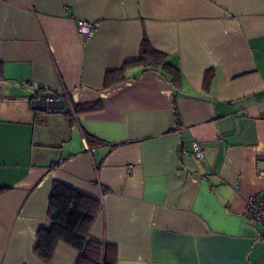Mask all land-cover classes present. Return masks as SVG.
Instances as JSON below:
<instances>
[{
  "label": "crops",
  "instance_id": "1",
  "mask_svg": "<svg viewBox=\"0 0 264 264\" xmlns=\"http://www.w3.org/2000/svg\"><path fill=\"white\" fill-rule=\"evenodd\" d=\"M143 35L178 88L134 67L104 89ZM42 91L66 111L34 113ZM54 181L99 201L89 237L115 264H264L245 211L264 194V0H0V264L77 263L63 242L34 253Z\"/></svg>",
  "mask_w": 264,
  "mask_h": 264
},
{
  "label": "trees",
  "instance_id": "2",
  "mask_svg": "<svg viewBox=\"0 0 264 264\" xmlns=\"http://www.w3.org/2000/svg\"><path fill=\"white\" fill-rule=\"evenodd\" d=\"M140 67L142 71H160L176 90L180 82V71L167 59V55L154 49L143 35L136 60L126 62L119 68L106 72L104 89L128 79L130 68ZM213 71L207 70L203 78V87L209 89ZM174 118L178 121V111L172 96ZM75 109V108H74ZM77 111V109H75ZM6 191L0 186V194ZM100 208L99 201L68 185L54 181L48 198V227H40L36 232L34 253L45 263H49L58 243L63 242L77 250L79 258L76 264H115V247L92 240L89 230ZM57 211L54 216L53 212Z\"/></svg>",
  "mask_w": 264,
  "mask_h": 264
},
{
  "label": "built area",
  "instance_id": "3",
  "mask_svg": "<svg viewBox=\"0 0 264 264\" xmlns=\"http://www.w3.org/2000/svg\"><path fill=\"white\" fill-rule=\"evenodd\" d=\"M97 26V23L91 20L81 18L76 20L77 32L84 39L91 38L96 32ZM30 106L33 112L41 117L53 111H66L60 94L53 91L40 92L38 97L30 102ZM191 151L198 158H201L203 155L202 148L197 142L192 143ZM245 211L251 220L259 222L264 226V194L260 196H248L245 203ZM261 236H264V231H262Z\"/></svg>",
  "mask_w": 264,
  "mask_h": 264
},
{
  "label": "water",
  "instance_id": "4",
  "mask_svg": "<svg viewBox=\"0 0 264 264\" xmlns=\"http://www.w3.org/2000/svg\"><path fill=\"white\" fill-rule=\"evenodd\" d=\"M56 214H57V211H54V212H53V215L55 216Z\"/></svg>",
  "mask_w": 264,
  "mask_h": 264
}]
</instances>
